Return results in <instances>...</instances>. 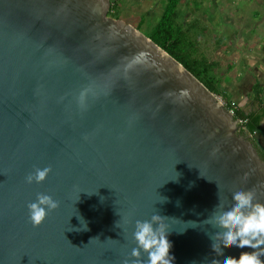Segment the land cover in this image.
Wrapping results in <instances>:
<instances>
[{
  "label": "water",
  "instance_id": "water-1",
  "mask_svg": "<svg viewBox=\"0 0 264 264\" xmlns=\"http://www.w3.org/2000/svg\"><path fill=\"white\" fill-rule=\"evenodd\" d=\"M110 8L0 0V264H124L138 220L165 226L173 264L255 251L212 245L232 189L264 203V159L242 131L263 151L264 133ZM38 193L61 206L34 227Z\"/></svg>",
  "mask_w": 264,
  "mask_h": 264
},
{
  "label": "rangeland",
  "instance_id": "rangeland-1",
  "mask_svg": "<svg viewBox=\"0 0 264 264\" xmlns=\"http://www.w3.org/2000/svg\"><path fill=\"white\" fill-rule=\"evenodd\" d=\"M119 1L117 20L137 29L144 17L140 31L146 35L148 22L156 23L166 0ZM179 10V21L202 41L201 52L217 63L222 87L230 93L229 99L216 95L224 106L235 102L248 113L264 108V93L260 104L254 89L257 80L264 86V0H183Z\"/></svg>",
  "mask_w": 264,
  "mask_h": 264
},
{
  "label": "clouds",
  "instance_id": "clouds-1",
  "mask_svg": "<svg viewBox=\"0 0 264 264\" xmlns=\"http://www.w3.org/2000/svg\"><path fill=\"white\" fill-rule=\"evenodd\" d=\"M87 139V137H85ZM52 168L36 167L34 172L26 176V182L42 183ZM232 202L225 207L222 213L216 217L223 228L219 247L214 241L212 247L216 251H222L220 244H229L238 248L250 246L255 251L242 252L239 258L225 255L220 264H264V203L256 200V193L241 187L232 189ZM60 201L52 195L38 193L35 201L29 202L28 216L34 227H39L47 219L49 212L60 207ZM154 221L161 220L160 216H154ZM84 229L87 223L83 222ZM134 238L137 246L131 251L132 260H126L124 264H173L174 256L171 254L172 243L168 239V230L163 224L154 227L152 221L136 222ZM146 253V259L142 255Z\"/></svg>",
  "mask_w": 264,
  "mask_h": 264
},
{
  "label": "trees",
  "instance_id": "trees-1",
  "mask_svg": "<svg viewBox=\"0 0 264 264\" xmlns=\"http://www.w3.org/2000/svg\"><path fill=\"white\" fill-rule=\"evenodd\" d=\"M119 0H111L109 14L114 19H119L121 15V5ZM183 0H166L161 16L156 19V23L148 22L146 34L154 43L165 50L170 56L181 63L200 82H202L212 93L217 96L229 99V91L223 89L220 76L216 72L215 62H210L201 52V40L193 36L192 27L184 25L179 21V7ZM144 17L141 19L137 29H144ZM194 38V39H193ZM259 81V80H257ZM256 81L258 103H261V95L264 93V86ZM232 105L228 104L229 108ZM235 119L243 120L247 131L250 134L256 132L264 133L261 123L264 121V108L259 111L248 113L244 108L235 111ZM244 133V131H242Z\"/></svg>",
  "mask_w": 264,
  "mask_h": 264
},
{
  "label": "flooded vegetation",
  "instance_id": "flooded-vegetation-1",
  "mask_svg": "<svg viewBox=\"0 0 264 264\" xmlns=\"http://www.w3.org/2000/svg\"><path fill=\"white\" fill-rule=\"evenodd\" d=\"M253 111H255V110H252V111H250V112H253ZM250 112H249V113H250ZM263 122H264V121H263ZM263 122L261 123V125H262V128L264 129ZM242 134L245 136V138L249 139L253 144H255L256 149L259 151V153L261 154V156H262L263 159H264V151L259 147V145H258L253 139H251V138L249 137V134H248L247 132H244V133H242Z\"/></svg>",
  "mask_w": 264,
  "mask_h": 264
},
{
  "label": "built area",
  "instance_id": "built-area-1",
  "mask_svg": "<svg viewBox=\"0 0 264 264\" xmlns=\"http://www.w3.org/2000/svg\"><path fill=\"white\" fill-rule=\"evenodd\" d=\"M228 109H229V111L235 116V111H237L238 109H239V107H238V105L234 102L233 104H232V108H229L228 106H226ZM239 121V123H240V125H244V121L243 120H238Z\"/></svg>",
  "mask_w": 264,
  "mask_h": 264
},
{
  "label": "crops",
  "instance_id": "crops-1",
  "mask_svg": "<svg viewBox=\"0 0 264 264\" xmlns=\"http://www.w3.org/2000/svg\"><path fill=\"white\" fill-rule=\"evenodd\" d=\"M247 106L250 107V106H252V105H251V103L249 102V104H247ZM243 108H244V107H243ZM244 109H246V108H244Z\"/></svg>",
  "mask_w": 264,
  "mask_h": 264
}]
</instances>
